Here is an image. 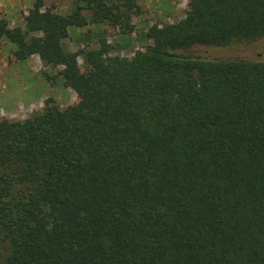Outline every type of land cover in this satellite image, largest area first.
<instances>
[{
  "label": "trees",
  "instance_id": "16d2710c",
  "mask_svg": "<svg viewBox=\"0 0 264 264\" xmlns=\"http://www.w3.org/2000/svg\"><path fill=\"white\" fill-rule=\"evenodd\" d=\"M131 58L100 39L87 70L70 29L134 31L137 0H35L0 17L16 56L60 67L76 103L0 119V264H264V60L196 46L264 39V0H187Z\"/></svg>",
  "mask_w": 264,
  "mask_h": 264
},
{
  "label": "rangeland",
  "instance_id": "374dc122",
  "mask_svg": "<svg viewBox=\"0 0 264 264\" xmlns=\"http://www.w3.org/2000/svg\"><path fill=\"white\" fill-rule=\"evenodd\" d=\"M35 0H0V17L8 21V29L24 27V16ZM78 0H45L55 4L59 13L70 11ZM141 12L133 20L134 31L122 36L108 25H91L82 29H70V37L64 41L67 51H81L78 61L87 70L85 52L98 48L100 39L112 46L111 57L131 58L137 50L153 44L146 34L153 25L165 26L183 21L189 5L187 0H137ZM18 49L8 37L0 42V119L23 122L49 107L64 110L76 103V94L67 89L59 75L60 67L46 66L38 55L20 59ZM189 52L204 59L244 58L264 60V39L253 44L230 47L196 46Z\"/></svg>",
  "mask_w": 264,
  "mask_h": 264
},
{
  "label": "crops",
  "instance_id": "0c3cea01",
  "mask_svg": "<svg viewBox=\"0 0 264 264\" xmlns=\"http://www.w3.org/2000/svg\"><path fill=\"white\" fill-rule=\"evenodd\" d=\"M35 55H33V57H34ZM67 88V87H66ZM67 89H69V88H67ZM69 90H71V89H69Z\"/></svg>",
  "mask_w": 264,
  "mask_h": 264
}]
</instances>
